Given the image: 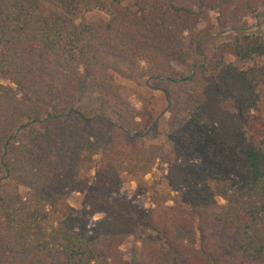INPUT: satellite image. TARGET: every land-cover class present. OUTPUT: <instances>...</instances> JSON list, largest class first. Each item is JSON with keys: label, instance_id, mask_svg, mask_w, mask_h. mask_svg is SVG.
Masks as SVG:
<instances>
[{"label": "trees", "instance_id": "obj_1", "mask_svg": "<svg viewBox=\"0 0 264 264\" xmlns=\"http://www.w3.org/2000/svg\"><path fill=\"white\" fill-rule=\"evenodd\" d=\"M46 1L0 0V264H264V138L247 131L264 37L242 26L264 0ZM211 13L234 36L201 52ZM163 121L167 194L144 183Z\"/></svg>", "mask_w": 264, "mask_h": 264}, {"label": "rangeland", "instance_id": "obj_2", "mask_svg": "<svg viewBox=\"0 0 264 264\" xmlns=\"http://www.w3.org/2000/svg\"><path fill=\"white\" fill-rule=\"evenodd\" d=\"M13 2H21L26 4L31 8H44L48 6L46 0H10ZM128 4V3H127ZM99 16H103L101 13H94L90 14L89 18L96 19ZM211 21L213 23V32L214 38L209 41L205 40L202 42L200 47L201 52H211L216 45L220 44L225 40L232 39L231 37L234 36L230 28L227 27H218L217 25V15L215 13L210 14ZM253 31L254 33H259L262 37H264V9L261 10L256 17L247 19L243 25ZM221 33H224L221 35ZM219 35V36H218ZM218 36V37H217ZM189 64L186 67L178 66V69H185L187 72L188 66L195 61V58H188L186 60ZM180 70V71H181ZM4 83L8 85L14 95V99L16 101H23L27 100V97L18 89L16 88L10 81L4 80ZM262 93V102H261V109L258 113H255V119L252 121V124L247 128V131L250 136L254 138H264V87L261 88ZM132 101L135 102L136 98L132 96ZM166 130V121H163L160 126L161 134L152 142L159 144L161 147V156L157 159L155 166L151 170L150 174H148L145 178L144 183H148L149 187H155L161 194H167L169 192V188L167 185V164H166V157L170 150V145L167 142L165 136L162 133H165ZM142 181H132L127 183L124 186V192L127 196L133 198V201L137 203L139 206H144L146 209L150 210L153 206L152 195L150 193H145L141 188L140 184ZM74 212L78 214L81 210V203H82V196L80 194L74 196L70 201ZM221 203L224 201L221 200ZM169 205H173L172 202ZM101 218V216H97L96 219ZM149 230L145 224L142 225L139 232L136 233L134 236H130L127 243L122 246V252L125 258L128 261H131L132 258L136 255L139 257V251L142 247V238L148 233Z\"/></svg>", "mask_w": 264, "mask_h": 264}]
</instances>
